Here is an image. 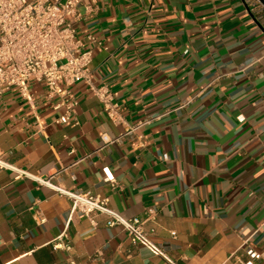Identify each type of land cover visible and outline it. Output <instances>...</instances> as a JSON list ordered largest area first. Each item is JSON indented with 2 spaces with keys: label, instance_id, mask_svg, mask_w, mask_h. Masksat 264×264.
Listing matches in <instances>:
<instances>
[{
  "label": "crops",
  "instance_id": "obj_1",
  "mask_svg": "<svg viewBox=\"0 0 264 264\" xmlns=\"http://www.w3.org/2000/svg\"><path fill=\"white\" fill-rule=\"evenodd\" d=\"M71 21L85 47L100 43L91 80L123 121L86 82L71 87L77 123H58L64 110L41 83L31 85L35 110L16 89L3 95L0 161L13 169L0 166V264H247L248 248L263 252L264 4L84 0ZM21 172L146 220L172 263L102 214L96 227L76 218L67 230L71 200ZM66 230L70 252L53 247Z\"/></svg>",
  "mask_w": 264,
  "mask_h": 264
},
{
  "label": "built area",
  "instance_id": "obj_2",
  "mask_svg": "<svg viewBox=\"0 0 264 264\" xmlns=\"http://www.w3.org/2000/svg\"><path fill=\"white\" fill-rule=\"evenodd\" d=\"M83 2L84 0H0V99L11 89H16L32 110H35V96L31 92V85L34 82L41 83L46 90V99L58 98L55 109L64 110L58 123H77L79 101L71 87L79 82H86L102 103L109 118L115 124H121L123 118L120 107L114 102L112 93L105 86H94L91 80L94 48L100 43L89 37L91 46L85 47L71 21L79 17V8ZM188 103L184 102L179 108H184ZM34 116L37 127L40 131L43 130L40 117L36 114ZM146 124L149 122L137 125L127 134H132ZM122 138L115 141L120 142ZM102 142L104 145L111 143L105 134L102 136ZM162 159L168 161L169 156L165 154ZM0 166L11 168L1 161ZM20 174L35 179L42 186L50 187L71 200L67 230L76 218H87L96 227L94 215L102 214L108 217L109 227L121 226L128 232L133 243H143L154 254L171 262L161 248L149 238L144 229L146 220L123 217L110 207L108 198L68 190L52 184L51 180L35 178L26 172ZM104 182L112 187L117 185V180L111 173L106 174ZM149 213L151 215L154 212ZM35 219L38 225L46 222V218L40 213ZM67 230L57 238L54 248L68 252L73 249L68 242ZM172 235L175 236V233ZM247 255L251 259L247 264H253L254 261L264 264V251L258 252L248 248ZM70 264L76 263L70 260Z\"/></svg>",
  "mask_w": 264,
  "mask_h": 264
},
{
  "label": "water",
  "instance_id": "obj_3",
  "mask_svg": "<svg viewBox=\"0 0 264 264\" xmlns=\"http://www.w3.org/2000/svg\"><path fill=\"white\" fill-rule=\"evenodd\" d=\"M264 4V0H260Z\"/></svg>",
  "mask_w": 264,
  "mask_h": 264
}]
</instances>
